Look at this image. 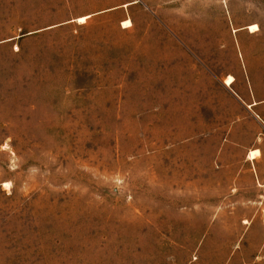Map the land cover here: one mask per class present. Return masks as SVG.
I'll list each match as a JSON object with an SVG mask.
<instances>
[{
	"label": "rangeland",
	"instance_id": "1",
	"mask_svg": "<svg viewBox=\"0 0 264 264\" xmlns=\"http://www.w3.org/2000/svg\"><path fill=\"white\" fill-rule=\"evenodd\" d=\"M0 264H264V0H0Z\"/></svg>",
	"mask_w": 264,
	"mask_h": 264
},
{
	"label": "bare ground",
	"instance_id": "2",
	"mask_svg": "<svg viewBox=\"0 0 264 264\" xmlns=\"http://www.w3.org/2000/svg\"><path fill=\"white\" fill-rule=\"evenodd\" d=\"M85 19H88V17H85ZM131 21H125L124 23H123V28L124 29H128V28H130L131 27ZM258 31V27L256 26V25H253V26H251L250 27V32L252 33V34H254V33H256ZM235 82V79L232 77V76H229L227 79H226V81H225V85L226 86H232L233 85V83ZM259 154V152H257V153H251L250 154V159L251 158H255L257 155ZM261 155V154H260ZM252 160V159H251ZM245 224H248V222L247 221H245L244 222Z\"/></svg>",
	"mask_w": 264,
	"mask_h": 264
},
{
	"label": "crops",
	"instance_id": "3",
	"mask_svg": "<svg viewBox=\"0 0 264 264\" xmlns=\"http://www.w3.org/2000/svg\"><path fill=\"white\" fill-rule=\"evenodd\" d=\"M228 87H229V86H228ZM257 152H259V150L251 151L250 154H251V153H257ZM250 154L248 155V160H250V161H254V160H256V159L260 156V152H259V154H258L255 158H251V159H252V160H251V159H250ZM260 174H261V173H260ZM261 175H263V174H261Z\"/></svg>",
	"mask_w": 264,
	"mask_h": 264
},
{
	"label": "snow or ice",
	"instance_id": "4",
	"mask_svg": "<svg viewBox=\"0 0 264 264\" xmlns=\"http://www.w3.org/2000/svg\"><path fill=\"white\" fill-rule=\"evenodd\" d=\"M4 148H5V150H6V149H7V145H5ZM4 187H5V188H9V187H11V185H9V184H5Z\"/></svg>",
	"mask_w": 264,
	"mask_h": 264
}]
</instances>
